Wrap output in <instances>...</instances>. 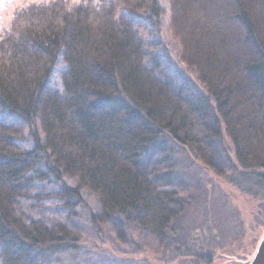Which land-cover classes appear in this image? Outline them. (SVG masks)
I'll list each match as a JSON object with an SVG mask.
<instances>
[{"label": "trees", "instance_id": "obj_1", "mask_svg": "<svg viewBox=\"0 0 264 264\" xmlns=\"http://www.w3.org/2000/svg\"><path fill=\"white\" fill-rule=\"evenodd\" d=\"M156 2L50 0L14 11L0 36V107L32 126L33 139L21 148L0 124V264H39L38 249L78 245L68 225L18 212L22 179L43 157L75 180L63 186L69 198L79 187L95 195L101 221L121 229L124 218L186 264L226 253L231 234H212L209 216L189 225L177 190L159 187L140 162L165 133L217 173L211 152L222 125L236 164L264 168V0H168L179 60L206 91L202 107L149 64L145 40L119 13L158 16ZM57 59L58 85L47 88ZM236 168L238 188L264 185V172Z\"/></svg>", "mask_w": 264, "mask_h": 264}, {"label": "rangeland", "instance_id": "obj_2", "mask_svg": "<svg viewBox=\"0 0 264 264\" xmlns=\"http://www.w3.org/2000/svg\"><path fill=\"white\" fill-rule=\"evenodd\" d=\"M48 1L50 0H0V36L8 29L17 8L29 3ZM70 1L77 3L84 0ZM92 1L98 3L105 0ZM156 3L158 16L151 12L135 15L122 8H119V13L130 20L145 40L149 64L202 107L208 99L206 91L194 72L179 60V44L169 28L168 0H157ZM54 68L47 88L58 85L62 68L59 59ZM206 108L205 106L203 109ZM211 116L212 114L210 119ZM0 124L13 129L11 140L15 145L21 148L32 146L33 127L25 120L0 107ZM220 129L221 136L214 143L211 152V161L218 170L217 173L204 165L192 151L175 143L165 133V141L150 147L142 155L140 163L151 172L159 187L177 190L189 225L197 224L199 216H209L213 225L210 229L212 234L221 227L231 234L230 242L227 243L229 240L226 239L221 246L226 253H215L213 264H241L234 262L233 258L248 260L264 231V185L256 184L252 188L254 192H248L238 188V180L231 177V174L237 173L236 166L238 171L250 177L264 172V168H242L236 164L234 150L223 134L222 125ZM225 148L227 154L224 152ZM47 160V157H43L38 166L23 177L22 185L24 184L26 195L18 204V212L23 217L41 219L49 226L64 223L76 231L79 241L75 249H38L33 256L37 263L186 264L184 259H178L173 253L164 251L158 239L143 235L138 227L124 218L120 217L124 221L121 229L112 221H101L98 199L83 187L78 188L79 195L69 198L63 193V186L76 185L75 180L70 181L65 176L52 172L47 167ZM36 193L39 195L35 197ZM240 229L243 237L241 245L239 243L237 246L236 240L241 237Z\"/></svg>", "mask_w": 264, "mask_h": 264}, {"label": "water", "instance_id": "obj_3", "mask_svg": "<svg viewBox=\"0 0 264 264\" xmlns=\"http://www.w3.org/2000/svg\"><path fill=\"white\" fill-rule=\"evenodd\" d=\"M247 264H264V231L251 256L248 258Z\"/></svg>", "mask_w": 264, "mask_h": 264}]
</instances>
